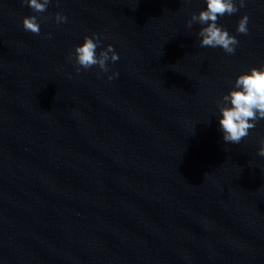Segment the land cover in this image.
Here are the masks:
<instances>
[{
	"label": "clouds",
	"instance_id": "1",
	"mask_svg": "<svg viewBox=\"0 0 264 264\" xmlns=\"http://www.w3.org/2000/svg\"><path fill=\"white\" fill-rule=\"evenodd\" d=\"M51 2L52 0H20L22 5H27L37 14L46 12ZM205 2V9L191 14L187 27L192 28L194 24L206 25L201 27L197 33L201 38L200 47H219L229 55L235 54L239 40L226 28L220 26L218 20L221 17L236 14L246 6V0H205ZM54 21L60 25L67 23L68 17L57 12ZM248 23L249 17L245 14L237 22L236 32L247 35ZM22 27L26 32L37 36L41 34L40 22L36 15L23 17ZM46 38L51 39L52 34L47 33ZM100 45V35L93 33L91 37L85 36L83 43L74 47V53H69V59L74 58L77 72L81 69L88 70L98 67L101 72L107 73L109 71L108 62L115 63L119 60V55L111 44L102 48L97 55V48ZM118 75V72L113 73L108 76V79L112 80ZM217 107L223 141L226 144H240L250 135V131L256 128L257 122L264 120V64L259 68L252 67L248 72L237 76L233 88L222 96L217 102ZM260 145L257 155L264 157V138L260 140Z\"/></svg>",
	"mask_w": 264,
	"mask_h": 264
}]
</instances>
